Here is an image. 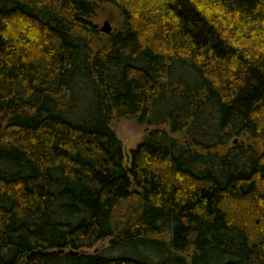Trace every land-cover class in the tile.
Masks as SVG:
<instances>
[{
  "label": "trees",
  "instance_id": "trees-1",
  "mask_svg": "<svg viewBox=\"0 0 264 264\" xmlns=\"http://www.w3.org/2000/svg\"><path fill=\"white\" fill-rule=\"evenodd\" d=\"M0 264H264V0H0Z\"/></svg>",
  "mask_w": 264,
  "mask_h": 264
},
{
  "label": "rangeland",
  "instance_id": "rangeland-1",
  "mask_svg": "<svg viewBox=\"0 0 264 264\" xmlns=\"http://www.w3.org/2000/svg\"><path fill=\"white\" fill-rule=\"evenodd\" d=\"M95 16L92 19L93 24L97 26L98 33L101 37L105 34L102 33L103 28L107 24L110 29V33H114L115 30L120 29L122 26L121 17L119 12L109 4H102L97 8ZM112 129L121 142L123 148L124 156L128 155L136 145H138L146 133V127L139 126L133 122H128L124 119H115L111 123ZM131 197L119 204L116 210V217L126 214L128 211H132L138 207L137 196L135 190H132ZM110 240H103L98 243L94 248L87 251L89 254H100L101 252H108L110 254H117L118 251L111 252L109 250Z\"/></svg>",
  "mask_w": 264,
  "mask_h": 264
},
{
  "label": "water",
  "instance_id": "water-1",
  "mask_svg": "<svg viewBox=\"0 0 264 264\" xmlns=\"http://www.w3.org/2000/svg\"><path fill=\"white\" fill-rule=\"evenodd\" d=\"M102 33L105 34V35L110 34V29L108 28L107 24L103 28ZM71 254L73 255V253H71Z\"/></svg>",
  "mask_w": 264,
  "mask_h": 264
}]
</instances>
